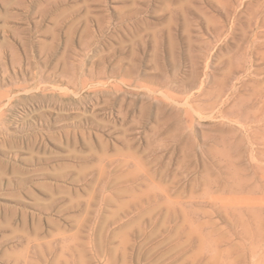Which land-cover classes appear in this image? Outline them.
Segmentation results:
<instances>
[{"label":"rangeland","instance_id":"1","mask_svg":"<svg viewBox=\"0 0 264 264\" xmlns=\"http://www.w3.org/2000/svg\"><path fill=\"white\" fill-rule=\"evenodd\" d=\"M0 264H264V0H0Z\"/></svg>","mask_w":264,"mask_h":264}]
</instances>
